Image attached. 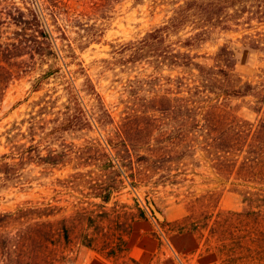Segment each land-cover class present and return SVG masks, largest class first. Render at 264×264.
Here are the masks:
<instances>
[{
    "label": "trees",
    "instance_id": "obj_1",
    "mask_svg": "<svg viewBox=\"0 0 264 264\" xmlns=\"http://www.w3.org/2000/svg\"><path fill=\"white\" fill-rule=\"evenodd\" d=\"M150 2L165 11L163 20L117 48L114 64L145 62L155 70L180 71L171 81L175 95L135 100L113 136L71 149L61 141L67 131L115 123L94 77L78 60L79 51L101 40L103 28L88 11L71 12L64 0H0V108L10 85L29 75L30 95L54 79L66 96L57 108V100L41 94L28 116L5 130L0 189L30 188L24 169L31 164L43 170L73 164L72 172L56 178L55 198L58 187L78 193L66 205L27 200L0 211V264H75L82 244L113 264H145L130 254L131 235L135 221L146 218L156 201L148 195L121 200L129 186L134 192L171 187L188 210L177 229H208L206 238L198 234L204 251L219 255L214 264H264V114L254 122L238 113L242 103L232 105L235 98L251 96L249 107L264 111V67L256 81L238 73L241 57L264 54V0ZM71 26L78 27L77 39ZM224 31L243 33L241 52L225 42L212 62L202 61V46ZM73 63L80 66L69 68ZM203 165L217 185L199 192L186 182ZM229 182L242 207L216 213Z\"/></svg>",
    "mask_w": 264,
    "mask_h": 264
},
{
    "label": "rangeland",
    "instance_id": "obj_2",
    "mask_svg": "<svg viewBox=\"0 0 264 264\" xmlns=\"http://www.w3.org/2000/svg\"><path fill=\"white\" fill-rule=\"evenodd\" d=\"M64 3L71 12L88 11L93 16L92 21H96L100 25L99 27L103 28L101 40L93 41L88 47L79 51L78 60L83 62L94 77L98 89L106 101L107 107L115 118V123L110 122L102 126L96 122L89 128H82L72 132L67 131L64 134L61 141L66 147L82 149L85 145L92 146L96 141L104 142L106 137L113 136L117 122L127 114L126 107L132 102L138 101L141 103L143 101H150L153 96L164 93H170L172 96L175 95L172 89L174 85H172L171 81L173 77L181 75V73L178 70H170L168 68L155 70L152 65L145 62H127L122 65L114 64L115 50L117 48L130 41L141 38L148 30L163 20L165 11L161 10L160 7L154 9L151 6L150 0H146L145 3H136V0H64ZM64 3H62L63 6ZM48 4L51 5V2ZM70 29V34L73 38L77 39L80 37L77 31L78 27L71 26ZM242 35L243 33L235 31H224L214 35L212 40H209L202 46L201 53H205L207 56L201 57V60L206 63L212 62L211 55L225 42H230V44L237 47L241 52L242 41L240 37ZM105 58H108L110 62H106L104 60ZM79 66L80 64L73 63L69 68L77 69ZM263 67L264 54L254 53L250 54L249 60L241 57L238 65V73L244 80L252 79L256 81ZM82 80L83 78H79L77 82L79 83ZM30 87L31 78L29 75L15 80L7 90L0 108V153L8 150L6 136L4 134L5 130L11 127L14 121L28 116V113L34 107V100L38 99L41 94L47 93L49 95L47 97L48 99L57 100V108L66 100L62 84H57V81L54 79L47 82L42 91L35 92L31 95L29 91ZM251 99V96L245 99L235 98L232 101V105L242 103L241 108H239L240 110H237L238 113L251 121L257 122L260 116L264 114V111L260 114L249 107L251 105L249 103H252ZM155 114L161 118L160 113ZM72 165L51 167L44 170L42 166L35 164L27 166L24 169V178L29 181L26 184L31 185V187L12 185L0 189V211L15 209L19 204L27 200L60 201L66 205L69 201L77 199L78 193L70 195L66 189H61V187H58L60 188V192L57 193L58 198H55L56 192L54 189L56 187V178L66 176L72 172L74 170ZM84 168L87 169L88 167ZM198 170L200 171V175L192 174L186 183L194 184L193 188L199 192L207 186L215 187L217 185L213 180L214 175H210L207 165L199 167ZM207 175L211 177L210 182H206L208 181L206 179ZM187 188V186H182L179 191L185 192ZM23 189L27 190L25 191ZM170 190L171 187H168L166 189L161 188L160 191L155 192L144 186L134 192L129 186L118 197L121 200L133 202V197L136 195H140L143 199L148 195L149 198L155 199L157 209L163 214V217L160 218L154 209L153 211L148 209V216L139 219L148 220L151 225V230L148 233L161 239L160 251L150 262L168 264V262L176 261L177 264H200L195 262L196 258L193 254L183 256L184 261L180 260L169 243L167 236L172 231H178L177 227L184 216L179 219L168 220L166 210L176 202L185 204L184 201H180L171 194ZM180 196L184 198L183 195ZM241 207L240 195L235 191V183H227L216 213L220 210H235ZM198 233L201 237L206 238L209 231L206 228H200ZM132 242L133 238L131 235ZM209 243H211L212 247L217 245L215 241ZM201 251H204V249L202 248ZM218 261L219 255L217 254L216 262ZM73 262L75 264H113L109 259L83 244L77 247Z\"/></svg>",
    "mask_w": 264,
    "mask_h": 264
},
{
    "label": "crops",
    "instance_id": "obj_3",
    "mask_svg": "<svg viewBox=\"0 0 264 264\" xmlns=\"http://www.w3.org/2000/svg\"><path fill=\"white\" fill-rule=\"evenodd\" d=\"M186 214L187 208L182 202H176L166 210L168 220L179 219ZM150 226L148 220H137L133 226L130 254L142 263L150 262L161 248V239L148 233L151 230ZM167 238L182 261H184L183 256L188 254L195 255V262L200 264H214L217 261V254L214 251H201L203 243L194 230L172 231ZM168 264H177V262H168Z\"/></svg>",
    "mask_w": 264,
    "mask_h": 264
},
{
    "label": "water",
    "instance_id": "obj_4",
    "mask_svg": "<svg viewBox=\"0 0 264 264\" xmlns=\"http://www.w3.org/2000/svg\"><path fill=\"white\" fill-rule=\"evenodd\" d=\"M152 207H153L154 211L156 212V214H157L160 218H162V217H163L162 212L159 211V210L157 209V207H156V205H155L154 203H152Z\"/></svg>",
    "mask_w": 264,
    "mask_h": 264
}]
</instances>
